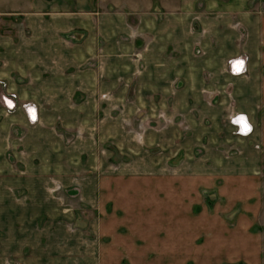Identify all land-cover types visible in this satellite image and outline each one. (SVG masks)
Returning a JSON list of instances; mask_svg holds the SVG:
<instances>
[{"label":"crops","instance_id":"0c3cea01","mask_svg":"<svg viewBox=\"0 0 264 264\" xmlns=\"http://www.w3.org/2000/svg\"><path fill=\"white\" fill-rule=\"evenodd\" d=\"M0 79V264L260 263L263 5L0 0Z\"/></svg>","mask_w":264,"mask_h":264},{"label":"built area","instance_id":"2783aa9c","mask_svg":"<svg viewBox=\"0 0 264 264\" xmlns=\"http://www.w3.org/2000/svg\"><path fill=\"white\" fill-rule=\"evenodd\" d=\"M243 61L242 64H239L238 62ZM246 61H247V56H241V57H235V58H230L227 60L229 72L234 75L242 74L246 72ZM238 69V70H237ZM0 85L5 87L6 83L4 80L0 79ZM1 100L6 108V110L12 111L15 108V102L14 99L16 98V94L13 92L9 93H4L1 94ZM24 110L26 114L28 115V118L30 121H35L36 120V112L35 115L32 117V111L29 104L25 103L23 104ZM229 122L236 126V134L246 136L249 135L252 132V126L248 124L246 120V116L243 114H236L233 115L229 118Z\"/></svg>","mask_w":264,"mask_h":264},{"label":"rangeland","instance_id":"374dc122","mask_svg":"<svg viewBox=\"0 0 264 264\" xmlns=\"http://www.w3.org/2000/svg\"><path fill=\"white\" fill-rule=\"evenodd\" d=\"M247 2H248V4H250L252 6H258V8H260V6H262V5L264 6V0H247ZM227 67H228V64H227ZM228 70H229V68H228ZM255 208L256 209H254V212L249 213L248 216L256 221L254 226L251 228V230L255 233L254 238L257 239V241H258V232H259L261 235L260 237L262 238V242H263V252L261 255V261H260V263H257V264H264V194L261 198V204H260L259 208H258V202H257ZM258 221H259V224H258ZM240 263H242V262H240ZM240 263L238 262L235 264H240Z\"/></svg>","mask_w":264,"mask_h":264},{"label":"clouds","instance_id":"9594fccd","mask_svg":"<svg viewBox=\"0 0 264 264\" xmlns=\"http://www.w3.org/2000/svg\"><path fill=\"white\" fill-rule=\"evenodd\" d=\"M239 64H242L243 63V61H240V62H238Z\"/></svg>","mask_w":264,"mask_h":264},{"label":"snow or ice","instance_id":"6c2138e0","mask_svg":"<svg viewBox=\"0 0 264 264\" xmlns=\"http://www.w3.org/2000/svg\"><path fill=\"white\" fill-rule=\"evenodd\" d=\"M238 70V69H237Z\"/></svg>","mask_w":264,"mask_h":264}]
</instances>
